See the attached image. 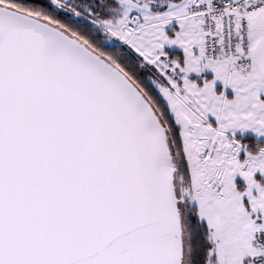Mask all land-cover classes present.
<instances>
[{"label": "snow or ice", "instance_id": "1", "mask_svg": "<svg viewBox=\"0 0 264 264\" xmlns=\"http://www.w3.org/2000/svg\"><path fill=\"white\" fill-rule=\"evenodd\" d=\"M0 264H264V0H0Z\"/></svg>", "mask_w": 264, "mask_h": 264}]
</instances>
